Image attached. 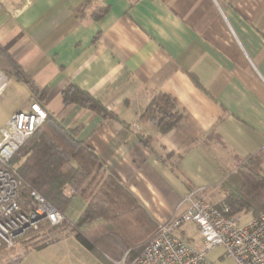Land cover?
<instances>
[{
	"label": "crops",
	"instance_id": "1",
	"mask_svg": "<svg viewBox=\"0 0 264 264\" xmlns=\"http://www.w3.org/2000/svg\"><path fill=\"white\" fill-rule=\"evenodd\" d=\"M0 48L30 83L11 77L30 96L47 89V112L78 130L158 225L188 192L204 198L264 160V0H0ZM70 83L114 117L65 107ZM160 94L184 112L166 134L141 119ZM67 189L78 221L85 201Z\"/></svg>",
	"mask_w": 264,
	"mask_h": 264
},
{
	"label": "trees",
	"instance_id": "2",
	"mask_svg": "<svg viewBox=\"0 0 264 264\" xmlns=\"http://www.w3.org/2000/svg\"><path fill=\"white\" fill-rule=\"evenodd\" d=\"M105 11V10H104ZM104 11L95 15L101 18ZM7 57L0 48V58ZM15 76L29 85L26 73L14 65ZM47 89L38 97L43 100ZM65 107L78 106L93 112L103 119L114 117L108 109L90 93L70 83L62 91ZM184 112L176 100L160 94L151 100L141 119L152 123L166 134L183 119ZM149 146V138L139 137ZM26 185V193L37 192L52 206L65 215L73 202L64 194L70 188L74 195L81 197L86 204L83 214L73 228L68 219L50 232L63 233L70 230L75 239L87 251L110 264L112 261L132 260L152 239L158 224L137 198L128 191L117 176L108 171L94 149L78 140V130L66 128L63 121L48 113L43 126L26 142L13 159ZM261 155L246 161L237 171L240 182L222 188H229L219 209L227 207L230 216L252 213L253 218L264 213V175L260 169ZM66 217V216H65ZM102 222L94 235L80 232L86 225ZM111 260V261H110Z\"/></svg>",
	"mask_w": 264,
	"mask_h": 264
},
{
	"label": "built area",
	"instance_id": "3",
	"mask_svg": "<svg viewBox=\"0 0 264 264\" xmlns=\"http://www.w3.org/2000/svg\"><path fill=\"white\" fill-rule=\"evenodd\" d=\"M9 82L0 69V99ZM47 115L42 102L35 99L0 125V247L13 246L42 222L56 227L66 220L42 195L26 193L18 165L12 163ZM64 192L69 190L65 188ZM194 232L201 238V246L185 237ZM216 247L223 249V258L235 264H264V213L242 223L237 215H229L227 207L219 209L199 191H191L181 201L178 215L158 225L138 256L130 261L125 256L117 264H216L207 258Z\"/></svg>",
	"mask_w": 264,
	"mask_h": 264
},
{
	"label": "rangeland",
	"instance_id": "4",
	"mask_svg": "<svg viewBox=\"0 0 264 264\" xmlns=\"http://www.w3.org/2000/svg\"><path fill=\"white\" fill-rule=\"evenodd\" d=\"M0 69L10 79L0 99V125H4L16 111L26 108L32 100H38V98L30 96V89L26 88L22 82L7 75L9 69L5 61H0ZM261 157L263 159L262 155ZM260 169L264 175V160ZM239 182L240 179L235 176L230 180L228 186L236 185ZM228 189L218 188L212 194L204 196V198L211 203L220 204L227 196ZM76 207L73 210L68 209L65 213V216L68 215L70 228H73L78 222ZM237 216L242 223H247L253 218L252 213L241 212ZM98 226V223L89 224L82 227L80 232L92 236L96 233ZM53 228L54 226L42 222L36 229L30 230L25 236L18 239L13 246H1L0 264H108L105 259L93 255L80 243H77L74 234L70 233V230L63 233L50 232ZM185 237L196 246H201V238L196 232L194 234L187 233ZM222 256L223 249L216 247L208 253L207 258L216 264H235L233 260ZM118 261L120 260L112 261L110 264H117Z\"/></svg>",
	"mask_w": 264,
	"mask_h": 264
}]
</instances>
